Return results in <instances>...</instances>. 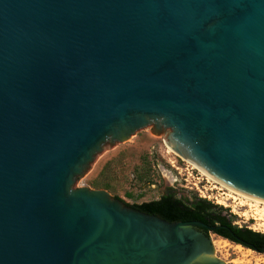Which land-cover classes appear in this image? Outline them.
I'll use <instances>...</instances> for the list:
<instances>
[{"label": "water", "instance_id": "obj_1", "mask_svg": "<svg viewBox=\"0 0 264 264\" xmlns=\"http://www.w3.org/2000/svg\"><path fill=\"white\" fill-rule=\"evenodd\" d=\"M146 127L264 203V0H0V264H226L75 187Z\"/></svg>", "mask_w": 264, "mask_h": 264}, {"label": "rangeland", "instance_id": "obj_2", "mask_svg": "<svg viewBox=\"0 0 264 264\" xmlns=\"http://www.w3.org/2000/svg\"><path fill=\"white\" fill-rule=\"evenodd\" d=\"M75 187L105 190L128 205L158 200L164 194L188 199L196 196L224 208L236 226L264 234V216L259 219L254 210L234 202L226 189L208 180L175 153L161 133L154 134L148 127L126 146L106 144L101 158H94ZM258 209H264V205ZM207 236L213 256L226 264H264V254L212 231Z\"/></svg>", "mask_w": 264, "mask_h": 264}, {"label": "trees", "instance_id": "obj_3", "mask_svg": "<svg viewBox=\"0 0 264 264\" xmlns=\"http://www.w3.org/2000/svg\"><path fill=\"white\" fill-rule=\"evenodd\" d=\"M126 205L142 213L159 217L170 223L199 221L210 228H218L217 230H212L214 234L223 236L230 242L240 244L254 251H257L255 248L258 245L264 244L263 233L248 229H238V227L233 224L232 216L228 214L224 208L196 196L188 199L167 195L151 202L138 205ZM198 230L204 232L206 235L211 231L202 228H198ZM236 234H239L250 244L238 241L235 237Z\"/></svg>", "mask_w": 264, "mask_h": 264}, {"label": "bare ground", "instance_id": "obj_4", "mask_svg": "<svg viewBox=\"0 0 264 264\" xmlns=\"http://www.w3.org/2000/svg\"><path fill=\"white\" fill-rule=\"evenodd\" d=\"M167 145H168V144H167ZM168 146H169V145H168ZM169 147H170V146H169ZM170 148H171V147H170ZM173 151H174V150H173ZM174 152H175V151H174ZM175 153H176V152H175ZM177 154H178V153H177ZM178 155H179L182 159H184V160H186L187 162H189V163L193 166V168L199 170V171L201 172V174H202L203 176H205L208 180L212 181L213 183L219 184L221 188L226 189V190L229 192L228 196H229L230 198H232L234 202H238L237 204H239L240 206H247L248 209H249L250 211H253V210H254V211L256 212V214H258L259 219H262L261 217L264 216V209H260V210H259L258 208H259L260 205H264L263 202H261V201H259V200H257V199H254V198H252V197H250V196H247V195H245V194H243V193H241V192H238V191H236V190H234V189H231V188H229V187H227V186H224V185H222V184L216 182V181L213 180L209 175H207L202 169H200L195 163H193L190 159H188L187 157H185V156H183V155H180V154H178ZM263 223H264V222H263Z\"/></svg>", "mask_w": 264, "mask_h": 264}, {"label": "flooded vegetation", "instance_id": "obj_5", "mask_svg": "<svg viewBox=\"0 0 264 264\" xmlns=\"http://www.w3.org/2000/svg\"><path fill=\"white\" fill-rule=\"evenodd\" d=\"M167 195H171V194H164V195H162V196H167ZM162 196H161V197H162ZM237 227H238V226H237ZM238 229H240V230H244V229L251 230L250 228L243 227V226H239ZM204 230H205V229H204ZM217 236H219V237H221V238H224L223 236H220V235H217ZM235 237H236V239H237L238 241H240V242H242V243L250 244L249 242H247L246 240H244L239 234H236ZM224 239H226V238H224ZM255 250H257V251L264 250V244H260V245H258V246L255 248Z\"/></svg>", "mask_w": 264, "mask_h": 264}]
</instances>
